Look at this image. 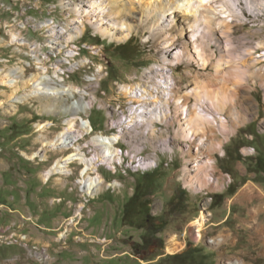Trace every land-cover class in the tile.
I'll return each mask as SVG.
<instances>
[{
  "label": "rangeland",
  "instance_id": "obj_1",
  "mask_svg": "<svg viewBox=\"0 0 264 264\" xmlns=\"http://www.w3.org/2000/svg\"><path fill=\"white\" fill-rule=\"evenodd\" d=\"M90 1L0 0V264H167V256L191 243L210 253L212 264H264V182L252 172L254 160L264 156L263 79L240 80L235 76L242 70L234 66L216 77L212 65L204 68L187 60L165 63L163 56L183 49L188 39L173 33L169 51L161 31L152 32L141 19L144 13L138 0L130 14L135 28L131 36L122 39L124 32L115 38L104 36L93 24L99 14L82 10L91 9ZM237 4L245 13L235 18L231 45H225L222 53L227 59L241 55L244 61L259 59V68L264 65V11L250 8L246 0ZM82 18L83 33L69 38ZM197 23L192 32L201 44L208 38L211 51L219 57L221 47L213 42V32L203 19ZM191 49L195 50L193 43ZM166 64L178 94H186L184 103L195 106L202 88L218 95L219 100L207 101V106L214 114L220 110L224 124L210 122L208 129L201 125L210 136L203 159H213L214 168H195L193 142L183 135L185 124L175 113L174 101L175 116L156 122V133L136 117L126 125L125 116L134 104L145 101L132 99L123 87L142 85L153 93L150 84L162 78L159 69ZM245 66L252 68L246 62ZM40 72L59 84L85 89L87 100L95 97L93 106L80 112L93 125L78 141L87 156L103 151L93 142L95 135L122 134L116 143L122 159L112 165L98 160L105 183L91 195L82 188L81 163H72L68 175L45 176L57 159L73 151L51 150L45 143L67 126L65 121L73 114L61 106H69L74 98L30 95L13 100L35 88L31 79ZM15 75H20L16 85L3 82ZM45 123L47 128L40 130L39 124ZM220 141L223 152L217 148ZM248 186L253 197L243 198ZM136 191L141 200L151 201L148 215L153 222L167 223L158 239L141 245L140 251L137 245L143 243L150 223L144 215L133 219L134 225L123 217ZM203 212L205 222L200 227L195 220Z\"/></svg>",
  "mask_w": 264,
  "mask_h": 264
},
{
  "label": "bare ground",
  "instance_id": "obj_2",
  "mask_svg": "<svg viewBox=\"0 0 264 264\" xmlns=\"http://www.w3.org/2000/svg\"><path fill=\"white\" fill-rule=\"evenodd\" d=\"M133 1L134 0H125V2H121V0H91L90 5L88 6L91 9L85 8L82 10L85 11V14L87 15L92 14L93 12L100 15V18L98 17L99 15L97 17H94L97 21L93 24L96 29L104 34V36L115 38L118 32H124L122 39H127L135 30L133 23L131 24L130 22V14L131 11H133ZM246 1L250 5V8L251 6H253L252 9H255V11H264V0ZM237 2L238 0H138V4H140L144 13L141 19L146 21V24L148 23L147 25L152 32L159 31L160 33L161 31L162 35H164V38L166 39V42L164 43L167 44L166 47L169 51L171 50V46L174 44V40L172 37L173 33L174 36H176L175 34L177 33L178 36H182L188 39L185 43L182 42L183 49H178V51L175 52H173L172 49V55L170 56L163 54L165 63L169 61V64H175V62L178 63L182 62L183 60H187L188 62L195 61L204 68L212 65L215 69L216 77L224 75L226 73L227 67L234 66V68L242 70V73L239 71L241 74L236 73V78L241 80L259 77L263 79L261 82L264 85V65L257 68V64L260 61L259 59L250 58L247 61H244L246 60L244 59L245 55L238 56L237 59H227V57H225V54L222 53L226 51L224 47L225 45H231L230 37L232 34L235 18H241V15H244L245 13L240 7L238 8ZM74 6L78 10L81 9L79 6H77V4H75ZM201 19H203L205 22L203 24H205L206 27H209L208 29L213 32L214 37L213 34L211 35L210 33L213 38V42L221 47V49L218 47L221 50V55L219 57L216 56L214 51H211L210 45L206 42V40L208 39H206V37L210 35H206V37L204 36L206 40L204 41V43H202V45L201 42H199L202 41L199 39V36L192 32L193 29L196 28V24L199 25V23L197 22H200ZM192 20L193 24H191ZM81 22L82 23L80 25L77 24L72 29L74 33H71L69 38H75L76 36H79L83 33L85 27L83 25L84 18H82ZM201 26L203 27V25ZM201 30L203 29L201 28ZM191 32L192 34H190ZM203 35H205V33ZM15 38L16 40L20 39H18L17 36H15ZM192 43L193 47L195 48V50L193 51L192 49L189 50V47ZM205 43L207 44L204 45ZM251 54L253 55V50L249 49V55ZM170 57H172V61H170ZM245 62L251 64L252 66L250 67L252 68H245ZM164 66L163 68L159 69V72L161 71L160 73L162 74V78L155 81V83L150 84V88L154 91L153 93L151 90L146 89L142 85H138L135 88H130L128 86L123 87L127 95L131 96L132 99L141 98L145 101L144 103L142 102V104H140L141 102H139V106L138 104H134L130 111V114L128 116H125V121L128 120L129 122L126 125L130 123L133 124V118L136 117L137 119L135 120L137 122H139L140 120L141 122L145 123L146 121V123L149 124V131L154 134L156 133V122H167L168 119L175 116V114H173L171 105V101H174L176 103L175 113L176 115L180 114L179 116H181V120L185 124V127H182L183 135L186 138H190L193 142L191 152L194 153L193 155L196 157V162L194 164L195 168L199 170L204 165L209 168H214L215 161L213 159H208L206 161H204L203 159L209 151V143L207 142V140L210 136L206 135V130L204 131L202 129L204 127L202 126L207 125L206 127L208 129L211 125L210 124L208 126L210 122H212L213 126L224 124L225 117L219 113L220 110L216 111V113L214 114L207 106V101H218V95L216 96L215 92L210 91V89L208 88H202L204 92L201 97L199 96L200 101L198 100V103H195V106H190L184 103V99L187 98L185 92V95H180L181 93L178 94L177 90L175 89L176 87L173 76L168 72V65L166 64ZM232 69L233 68L231 67V70ZM208 75L210 76V74ZM19 77L20 75H15L14 78L8 77L6 78V80L4 79L3 82L14 86L18 83ZM31 80L35 81L32 82L33 84H35V88L31 89L30 93H25L22 96H14V101H21L24 97L30 95H47L49 97L51 96L59 98H66L67 95L74 98L69 106H61L65 111H71L73 114L70 119H66L65 122L67 123V126L64 127V130H62L54 140L45 143L47 148L51 150H64L72 148L73 151L65 154L55 161L52 167L46 171V179L51 177L55 173H59L61 175L70 174V165L74 162H78L84 165L81 173V184L83 190L90 195L97 192L103 187V184L105 183L104 177L98 172L97 169L100 164L98 160L101 159L103 163L112 165L117 160L122 159V155L119 153L116 147V143L122 134L115 133L114 135L110 136L99 133L98 135H95L92 140L97 146H102L103 151L102 153H96L91 157L87 156V154L82 150L81 145L78 144V141L81 137H83L86 133L90 132L93 129V125L90 119L82 117L80 115V112H86L88 108H91L94 104L95 97H92L93 100H87L85 98V94H87L85 89L72 85L66 86L63 84H59L53 78L51 79L41 72L33 76ZM199 90L201 89L199 88ZM77 94L79 95V98H76ZM221 103L222 101H220L218 105L220 106L219 109H223L224 105L223 103ZM234 113L237 114L236 107L234 108ZM47 126L48 123H45L43 125L39 124V129L45 130ZM228 138L229 137L227 136L226 139ZM223 144V141H220L217 144V148L219 150L221 149L222 152ZM42 159L46 160L47 155H43ZM152 162L153 161L149 163ZM93 172L96 173L95 176H92ZM249 187L250 189L252 188V186H248L245 191L242 192L241 196L243 198L252 196V190H250ZM195 222L199 224L200 227L204 226L205 213L203 212L201 217L195 220ZM168 249L169 251H172L171 247H169Z\"/></svg>",
  "mask_w": 264,
  "mask_h": 264
},
{
  "label": "trees",
  "instance_id": "obj_3",
  "mask_svg": "<svg viewBox=\"0 0 264 264\" xmlns=\"http://www.w3.org/2000/svg\"><path fill=\"white\" fill-rule=\"evenodd\" d=\"M252 172H256L257 175L262 177L261 181L264 182V156H258L254 160ZM186 192L182 190V193ZM140 192L136 191L135 194L130 198L127 206H125L123 217L127 221V223L134 225L133 219L138 217L144 218L146 216V221L149 222V227L147 229V236L143 238V243L138 244L136 250L140 251L143 246H147L151 244V239H158V233L162 232L167 223L161 220L159 223L155 224L153 222L154 217L149 216V205L150 200H146L140 198ZM185 200V199H184ZM139 208L140 210H136ZM139 211L138 213H136ZM144 215V216H143ZM143 245V246H141ZM168 262L167 264H212L210 260L211 254L204 251L203 248L199 246H195L192 243L189 244L188 248L180 253H176L173 255L167 256Z\"/></svg>",
  "mask_w": 264,
  "mask_h": 264
}]
</instances>
